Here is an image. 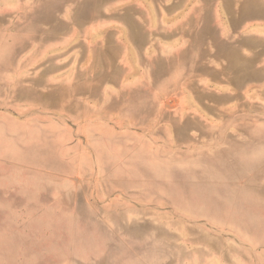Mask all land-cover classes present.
Instances as JSON below:
<instances>
[{
  "label": "rangeland",
  "instance_id": "374dc122",
  "mask_svg": "<svg viewBox=\"0 0 264 264\" xmlns=\"http://www.w3.org/2000/svg\"><path fill=\"white\" fill-rule=\"evenodd\" d=\"M114 1L0 0V264H264V57L153 75Z\"/></svg>",
  "mask_w": 264,
  "mask_h": 264
},
{
  "label": "crops",
  "instance_id": "0c3cea01",
  "mask_svg": "<svg viewBox=\"0 0 264 264\" xmlns=\"http://www.w3.org/2000/svg\"><path fill=\"white\" fill-rule=\"evenodd\" d=\"M85 1L92 2L96 10L97 0ZM101 1L110 4L114 0ZM153 1L163 4L164 22L149 21V15L136 20V7H125L116 15L114 25L127 31L125 42L111 41L116 59L123 56L127 45L137 51L151 74H163L170 80L219 72L240 85L244 77L260 80L261 65L253 58L264 57V36L259 37L264 34V0H191L189 5L185 3L189 0ZM207 59L222 60L225 66L220 71L209 69ZM116 72L121 73L119 66Z\"/></svg>",
  "mask_w": 264,
  "mask_h": 264
}]
</instances>
